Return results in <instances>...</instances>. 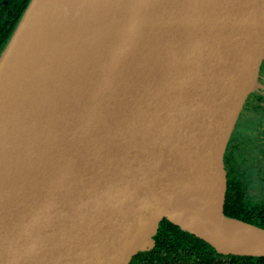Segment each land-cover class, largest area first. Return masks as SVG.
<instances>
[{"label":"water","instance_id":"water-1","mask_svg":"<svg viewBox=\"0 0 264 264\" xmlns=\"http://www.w3.org/2000/svg\"><path fill=\"white\" fill-rule=\"evenodd\" d=\"M30 0L0 55V264H132L167 221L264 259L227 162L264 91V0Z\"/></svg>","mask_w":264,"mask_h":264},{"label":"trees","instance_id":"trees-1","mask_svg":"<svg viewBox=\"0 0 264 264\" xmlns=\"http://www.w3.org/2000/svg\"><path fill=\"white\" fill-rule=\"evenodd\" d=\"M227 172L232 177L229 179L231 215L264 228V202L248 203L247 180L240 178V171L230 173L227 169ZM219 257L229 260H215ZM132 264H264V259L214 255L205 241L167 221L156 236L154 247L141 253Z\"/></svg>","mask_w":264,"mask_h":264},{"label":"rangeland","instance_id":"rangeland-1","mask_svg":"<svg viewBox=\"0 0 264 264\" xmlns=\"http://www.w3.org/2000/svg\"><path fill=\"white\" fill-rule=\"evenodd\" d=\"M259 116L260 112L255 107L249 111L227 164L230 173L240 171V178L247 180V192L250 195L248 197L247 194L246 199L250 204L264 202V160L258 153L259 149L264 147V132L259 128L262 125V116Z\"/></svg>","mask_w":264,"mask_h":264},{"label":"flooded vegetation","instance_id":"flooded-vegetation-1","mask_svg":"<svg viewBox=\"0 0 264 264\" xmlns=\"http://www.w3.org/2000/svg\"><path fill=\"white\" fill-rule=\"evenodd\" d=\"M29 1L30 0H0V55L2 51L4 50L12 33L14 32ZM254 107L260 112L259 117L262 116V118L260 119L262 125H260L259 128L264 132V116H263L264 115V91L257 94L252 99L244 123L246 122L248 118L249 111ZM262 141L264 144V138L262 139ZM233 148H234V145L232 147L229 159L232 155ZM258 153L261 156V158H263L264 160V147L260 148ZM227 169H228V166H227ZM217 256H220V255H217ZM215 260H229V259H227L226 257H219V258H216Z\"/></svg>","mask_w":264,"mask_h":264},{"label":"bare ground","instance_id":"bare-ground-1","mask_svg":"<svg viewBox=\"0 0 264 264\" xmlns=\"http://www.w3.org/2000/svg\"><path fill=\"white\" fill-rule=\"evenodd\" d=\"M82 0H69L66 6L67 10L65 11L63 17V28L67 33H73L74 31L82 30L85 27L83 23L84 19L80 18L84 14V10L81 7H76L75 5L81 4Z\"/></svg>","mask_w":264,"mask_h":264}]
</instances>
